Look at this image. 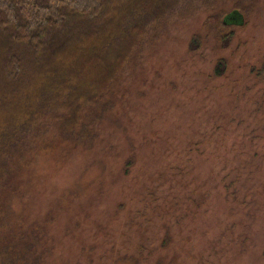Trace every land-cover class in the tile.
I'll return each mask as SVG.
<instances>
[{"label":"rangeland","instance_id":"374dc122","mask_svg":"<svg viewBox=\"0 0 264 264\" xmlns=\"http://www.w3.org/2000/svg\"><path fill=\"white\" fill-rule=\"evenodd\" d=\"M206 5L191 0L169 26L156 29L157 41L146 36L145 49L132 53L144 69L130 71L135 83L116 109L118 124L99 133L100 145L91 152L70 150L32 177L38 221L45 229L53 219L48 234L54 237L46 246L53 252L45 250L52 263L88 264L91 258V264H264V115L250 113V103L264 98V81L251 75V67L264 64V0L246 31L237 33L244 46L232 45L230 52H218L211 41L208 51L200 45L192 50L204 37L206 13H197ZM232 49L235 59L242 58L233 63L236 70L212 78L217 60L232 58ZM238 106L241 114L233 115ZM218 121L226 131L215 132L202 149L205 163L193 143ZM186 153L195 163L180 158ZM129 157L135 163L126 175ZM183 161L190 174L180 181L173 169L184 168ZM52 172L42 191V178ZM202 191L211 192L212 221L220 225L206 214L195 225L188 222L194 216L187 210ZM175 211L182 227L176 222L168 231L163 223L174 222ZM165 234L170 236L158 241L159 248L145 253L137 245Z\"/></svg>","mask_w":264,"mask_h":264},{"label":"trees","instance_id":"16d2710c","mask_svg":"<svg viewBox=\"0 0 264 264\" xmlns=\"http://www.w3.org/2000/svg\"><path fill=\"white\" fill-rule=\"evenodd\" d=\"M190 1L0 0V264H63L52 263V256L45 257L46 251L53 252L46 248L48 239L54 237L48 234L53 219L48 220L45 229L39 223L41 217L31 200L32 177L39 176V170L52 169L54 162L66 157L63 154L70 150L91 152L102 143L96 145L99 133L118 124L116 109L122 106L128 87L135 83L130 71L144 69L134 61L132 53L145 49L142 40L146 36L157 41L156 29L169 26L178 10ZM218 1L207 0L205 11L197 13H206L204 37L198 38L199 44L192 50L200 45L201 50L208 51L211 41L218 52H230L229 48L240 39L237 33L246 31L251 14L262 2L223 0L219 5ZM195 36L193 33L190 43ZM243 46L240 40L235 47L240 50ZM232 54L230 59L217 60L212 78L227 77L236 70L233 63H240L242 58L235 59L234 49ZM257 68L251 67V75L264 81V64L259 62ZM260 101L250 103V113L264 115L260 112L264 98ZM239 112L238 106L233 115ZM217 131L226 130L221 125L213 126L193 143L195 149L201 150L205 163L208 158L202 149ZM188 156L186 153L180 158L195 163ZM134 163L133 157L125 161L126 175ZM182 164L184 168L173 169L174 177L180 181L190 174L186 163ZM52 175L53 172L42 178V191ZM191 178L196 180L194 172ZM159 188H164V182ZM210 195L202 191L193 201L195 208H188L194 216L188 221L191 225L198 223L203 214L212 224H221L212 221ZM179 217L175 211L173 218L177 221L163 225L169 231L177 222L181 228ZM144 236L140 233L141 238ZM169 236L149 235L137 245L146 253L159 248L158 241ZM124 256L135 260L134 256ZM90 261L91 258L88 264Z\"/></svg>","mask_w":264,"mask_h":264}]
</instances>
